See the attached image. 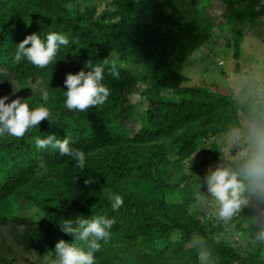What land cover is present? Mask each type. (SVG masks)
Segmentation results:
<instances>
[{"label":"trees","instance_id":"trees-1","mask_svg":"<svg viewBox=\"0 0 264 264\" xmlns=\"http://www.w3.org/2000/svg\"><path fill=\"white\" fill-rule=\"evenodd\" d=\"M216 1L223 6L221 26L264 18V0H112L99 13L93 0H0V96L20 97L30 109L43 104L52 121L41 120L21 137L0 134V227L8 235L23 224L25 230L16 234L22 246L39 235L71 241L58 227L64 219L104 215L116 222L107 243L101 241L94 253V264H126L124 255L138 248L150 249L149 255L139 254L129 264H264L260 252L239 256L217 242L211 232H223L222 225L208 229L197 220L184 221L180 204L173 201L187 186L181 177L173 179L174 171L202 140L240 129L241 120L249 130L253 118L261 117L250 100L189 86V78L174 69L186 65L221 27L205 13ZM48 32L69 39L55 64L38 68L23 59L13 61L16 45L26 35L44 39ZM231 36L237 57L243 36L237 31ZM89 59L115 62L119 76L105 70L102 83L110 94L103 104L69 110L63 94L66 73H76ZM141 67L154 88L170 96H147L149 105L138 116L127 98L140 83ZM41 88L49 93L47 102L39 98ZM13 90L20 93L12 95ZM131 119L140 123L132 137L125 125ZM49 134L58 139L67 135L71 146L83 150L85 168L75 167L74 160L51 146L37 149L35 139ZM41 162L45 169H39ZM89 177L94 182L85 185ZM112 194L123 201L115 210Z\"/></svg>","mask_w":264,"mask_h":264},{"label":"rangeland","instance_id":"rangeland-1","mask_svg":"<svg viewBox=\"0 0 264 264\" xmlns=\"http://www.w3.org/2000/svg\"><path fill=\"white\" fill-rule=\"evenodd\" d=\"M111 1L93 0V4L97 6L99 13ZM185 1L189 2L190 0ZM93 4L87 5L93 6ZM81 7H84V4ZM222 12L223 6L217 1L205 9V13L215 20L216 25L220 26L223 22L219 19ZM236 31L241 33L243 38L239 46V53L237 57H234V47L232 46L234 41L231 35ZM263 39L264 18L254 19L247 24L221 26L214 30L209 43L196 51L186 65H183L182 68L174 66V69L189 78V86H203L222 94H232L240 102L248 99L252 103V110L260 116H264ZM138 71L142 75L140 83L127 100L132 105L133 111L140 116L149 105L147 96L165 98L169 97L170 93L154 88L152 79L144 68L141 67ZM37 83V81L31 82L33 89L38 86ZM14 91L16 92L12 95L20 93L17 90ZM10 101L9 99L5 103ZM127 120L125 125L132 137L139 130L140 123L136 119ZM246 127H248L246 121L241 120L240 129L223 136H213L208 140H202L198 150L174 171L173 179L177 180L181 177V181L185 180L184 183L187 186H181L180 194L179 192L174 194L173 201L180 204L181 207L178 206V210H180L179 214L184 221L197 220L208 229L222 225L224 231H213L211 236L217 242L220 241L224 245L232 247L239 256L258 252L264 255V240L256 238L257 233L264 228V196H260L258 199L256 194L249 193L246 188L241 194L243 203L239 210L230 219L224 220L217 215V205L207 193L204 181L210 167L214 169L221 165L232 168L231 164L236 163L239 168L243 162L249 159L251 143L249 130ZM216 148L219 150L217 151ZM237 168L232 169L236 170ZM171 183L176 184V181ZM184 183L181 182L182 185ZM245 183L247 182L245 181ZM195 185L198 186L197 191L192 190ZM254 199H256V205L254 212L251 213L249 208ZM26 214L30 216V213L23 211L25 217H27ZM23 230L25 227L22 224L16 234H20ZM5 231L6 228L0 227V264H45L46 259H52L54 238L47 241L45 235L44 237L39 235L36 239L31 238L32 242L22 246L18 243L16 234L8 235ZM149 252L150 249L139 250L138 248L136 251L126 253L122 261L129 264L132 261H138L136 257L139 254L148 256ZM164 254L167 257L171 251L168 250ZM204 258L205 256L202 255L200 260L202 261ZM210 263L208 262V264Z\"/></svg>","mask_w":264,"mask_h":264},{"label":"clouds","instance_id":"clouds-1","mask_svg":"<svg viewBox=\"0 0 264 264\" xmlns=\"http://www.w3.org/2000/svg\"><path fill=\"white\" fill-rule=\"evenodd\" d=\"M72 43L75 44L76 41L72 40ZM68 45V37L59 32H48L44 39L39 34L32 33L16 45L13 61L23 59L38 68H45L49 64H55L58 50ZM105 70L113 78L119 76L115 62L107 59L96 64L89 59L76 73H66L63 81L66 88L63 93L64 106L69 110L84 111L103 104L110 94V89L102 83ZM15 92L13 90V94ZM48 96L47 89L41 88L40 100L47 102ZM7 100L8 95L0 96V134L21 137L27 129L38 126L41 120L52 122L49 110L43 104L30 109L28 103L20 97L5 103ZM249 140L251 156L239 168L233 170L221 165L214 169L210 167L204 177L207 193L217 205V215L224 220L230 219L239 210L243 203L241 194L246 188L249 193L264 196V116L253 118L249 127ZM34 143L37 149L51 146L60 156L74 160L75 167L81 170L85 168V152L71 146L67 135L64 139H58L49 134L43 138L37 137ZM45 168V164L41 162L39 169ZM92 182V177L84 181L85 185ZM109 200L114 210L123 203L121 196L116 194L110 195ZM115 222L114 218H106L104 215H94L87 219L77 215L64 219L58 227L65 235L71 236L72 240H57L53 249L54 259H46L45 264H94V253L101 247V241L107 243ZM256 238L264 240V228L257 233Z\"/></svg>","mask_w":264,"mask_h":264},{"label":"bare ground","instance_id":"bare-ground-1","mask_svg":"<svg viewBox=\"0 0 264 264\" xmlns=\"http://www.w3.org/2000/svg\"><path fill=\"white\" fill-rule=\"evenodd\" d=\"M67 26V25H66Z\"/></svg>","mask_w":264,"mask_h":264}]
</instances>
